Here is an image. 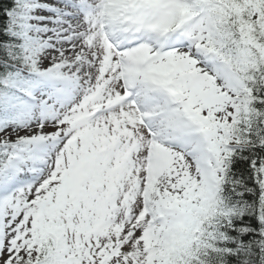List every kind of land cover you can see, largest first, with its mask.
<instances>
[{"label": "snow or ice", "instance_id": "obj_1", "mask_svg": "<svg viewBox=\"0 0 264 264\" xmlns=\"http://www.w3.org/2000/svg\"><path fill=\"white\" fill-rule=\"evenodd\" d=\"M0 264H264V0H0Z\"/></svg>", "mask_w": 264, "mask_h": 264}]
</instances>
